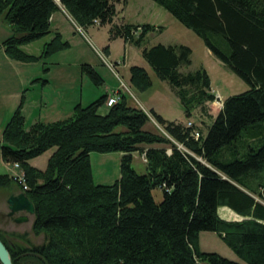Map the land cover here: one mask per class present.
Instances as JSON below:
<instances>
[{
  "label": "trees",
  "instance_id": "obj_1",
  "mask_svg": "<svg viewBox=\"0 0 264 264\" xmlns=\"http://www.w3.org/2000/svg\"><path fill=\"white\" fill-rule=\"evenodd\" d=\"M151 1L200 38L249 89L223 101L205 136L190 121L187 127L129 106L125 94L112 107L106 106L112 95H102L86 106L77 104L64 120L38 121L28 130L20 104L2 131L0 157L25 175L24 193L34 207L32 231L45 239L41 245H25L24 235H12L8 244L0 235L12 264H264V0ZM114 2L60 0L82 30L108 25L109 40L120 38L140 49L187 119L215 101L203 68L181 71L191 64L190 48H142L148 34L164 28L114 24ZM58 10L54 0H0V18L10 30L0 50L9 60L28 64L69 49L56 32L38 56L22 50L51 33ZM80 70L93 84H102L90 65ZM129 75L138 92L152 85L141 67H130ZM114 94L119 98V92ZM150 117L163 132L145 130ZM193 131L201 135L198 140ZM50 150L44 170L29 165ZM91 153H120L119 180L95 184ZM135 154L145 162L144 174L132 167ZM12 182L0 175V189ZM155 189L162 192L158 203ZM220 208L241 220L220 218ZM202 232L216 234L240 262L200 251Z\"/></svg>",
  "mask_w": 264,
  "mask_h": 264
},
{
  "label": "rangeland",
  "instance_id": "obj_2",
  "mask_svg": "<svg viewBox=\"0 0 264 264\" xmlns=\"http://www.w3.org/2000/svg\"><path fill=\"white\" fill-rule=\"evenodd\" d=\"M114 3L116 10L115 24H121L122 22L133 25L149 24L164 28L162 33L148 34L142 48H150L157 44L165 46L184 45L190 48L192 51L191 64L181 71L187 73L203 68L210 79V87L216 98L215 101L206 104L204 111L200 109L193 111L190 119H187L183 114L179 100L169 84L157 78L142 59L140 49L132 45L128 49L123 46L120 40H109V26H97L94 24L82 33L75 34L74 43L70 51L66 50L67 52L60 54V56L52 55L38 63L24 64L11 61L0 50V144L2 131L20 104L22 106L21 113L25 119V130H28L34 120L39 118L40 112L51 115L52 117H49L51 120L64 119L65 113L56 115L55 110L51 106L45 108L42 106L43 103H40L41 99L46 100V102L48 100L53 101L55 94L61 91L64 86L69 88L68 92L67 89L64 90L66 91L65 99L70 98L76 103L81 100L82 105H88L102 95H113L119 89L123 93L119 92V98L116 101H119L121 94H125L129 105L133 107L141 109L139 104L144 101V97H147L162 106L165 111L167 110V115L172 120L169 122L187 125L188 121H190L200 130L203 136L207 134V130L211 125V117H216L222 108L223 101L249 89L245 82L212 56L200 38L183 27L162 7L151 0H115ZM56 5L59 8L58 11H65L62 6ZM65 13L67 14L66 11ZM69 18L71 19L70 16ZM1 23L4 28L0 26V40L6 39L10 34L8 25L2 20ZM3 29L7 31L8 35H2ZM48 35L47 38L22 46L23 51L29 55L38 56L42 51L43 44L49 40ZM107 46H109L108 54L104 51ZM125 55L126 63L125 68H123ZM53 62H60V66L52 65ZM43 63L46 64L43 65ZM116 63L118 65H115ZM84 64L90 65L98 72L102 80L101 85L93 84L87 75L81 73L80 66ZM129 66H138L146 70L152 81V85L148 90L138 92L130 86L127 78ZM44 68L49 70L45 72ZM67 69L70 76L69 84L61 79V71ZM44 79L48 80L49 84L42 90L40 86ZM122 81L128 85L129 92L121 86V83L124 85ZM57 97L60 98V94ZM65 108L68 110L70 107L65 106ZM99 112L104 113L105 109L101 108ZM145 130L153 133L163 132L162 128L151 117L149 123L145 126ZM153 146L158 148L166 147L163 145ZM167 151L168 153L170 152L169 150ZM52 152L53 150L44 153L32 160L29 165L35 169L44 170ZM119 154H90L92 178L95 184L112 185L119 180L120 156H117ZM133 156V169L138 174H144L146 171L142 163V161L144 162L143 158L139 154ZM39 166L43 169H40ZM0 175H9L13 179L9 186L0 189V235L8 244L13 241L12 235H24V240L27 241V243H24L25 245H41L44 243L45 237L43 234L35 235L33 233V216H29V220L24 223L14 222V217L24 215L23 213L14 217L7 216L9 214L8 198L24 193L26 190L25 175L20 171L18 165L5 164L2 162L1 157ZM152 196L155 202L158 203L162 199V192L159 189H155L152 191ZM219 215L220 218L227 221L235 222L241 220L226 208H220ZM199 249L202 252L216 253L230 261L240 262L225 243L211 232H202L199 235Z\"/></svg>",
  "mask_w": 264,
  "mask_h": 264
},
{
  "label": "crops",
  "instance_id": "obj_3",
  "mask_svg": "<svg viewBox=\"0 0 264 264\" xmlns=\"http://www.w3.org/2000/svg\"><path fill=\"white\" fill-rule=\"evenodd\" d=\"M50 23H51V32H52V34H50V35H48V37H49V40L48 41H50L52 38H53V35H54V33H56V32H58V33H60V35L62 36V38H63V40L64 41H66V42H68V44H69V49H67V51H70L71 49H72V46H73V43H74V38H75V34H78V33H82L84 30H82L81 28H79L70 18H69V16L65 13V11H62V10H60V11H58V12H56L55 14H53V16H52V18H51V21H50ZM122 23H124V22H122ZM114 24H115V20H114ZM0 26L2 27V28H4L3 27V25H2V23H1V20H0ZM98 26V25H97ZM71 34H73L72 36H71ZM2 35H8V33H7V31H4V29H3V33H2ZM44 38H47V36H45ZM5 39V38H4ZM4 39H2V40H0V44H1V42L4 40ZM43 39V38H42ZM41 40V39H40ZM117 40H120V42L123 44V46L125 47V48H131V45H129V44H126V43H124L123 42V40L122 39H120V38H117V39H114L113 41H117ZM47 41V42H48ZM47 42H45L44 44H46ZM43 44V45H44ZM108 47V49L106 50V53L108 54L109 53V46H107ZM42 48H43V46H42ZM23 50V49H22ZM67 51H63V52H60V53H57V54H54L53 56H60V54H63V53H65V52H67ZM1 52H3V51H1ZM41 53V52H40ZM4 54V53H3ZM127 54V53H126ZM7 58V57H6ZM60 62H53V64L52 65H54V66H60V64H59ZM123 63V62H122ZM125 63H126V55H125V61H124V65L122 66L123 68H125ZM115 65H118L117 63L115 64ZM129 67H131V66H129ZM129 69V68H128ZM49 70V69H48ZM183 71V70H182ZM61 79L63 80V81H67V84H69V81H70V76H69V70L67 69V70H65V71H61ZM128 81H129V74H128ZM123 82V81H122ZM124 83V82H123ZM49 83H48V80H47V82L46 83H41V88H42V90L44 89V87L46 86V85H48ZM121 86L125 89V90H127L128 92H129V88H127V86L128 85H126L125 83H124V85L121 83ZM67 89V92L69 91V88H66L65 86L63 87V89L61 90V91H58L56 94H55V99L53 100V101H50V100H48V102H46V100H40V103H43L42 104V106L43 107H52L54 110H55V112H56V115H60L61 113H65V118L64 119H66V118H68L69 116H71V114H72V112H73V109H74V107L76 106V104H80L81 106H86V105H82V102H81V100L79 101V102H75L74 100H72V99H70V98H66L65 99V96H66V94H65V92L66 91H64V90H66ZM115 92H122L120 89L119 90H117V91H115ZM123 93V92H122ZM173 93V92H172ZM58 94H60V98H58L57 97V95ZM101 97V96H100ZM141 102V101H140ZM71 105V106H70ZM128 105H129V102H128ZM140 107H141V109H143L145 112H149L150 110H153L155 113H157L158 115H160L165 121H172L171 120V118L167 115V110L165 111L163 108H162V106H159V104H157L156 102H153V101H151L149 98H147V97H144V101L143 102H141L140 104ZM145 105V106H144ZM65 106H69L70 108L67 110L66 108H65ZM129 106H131V105H129ZM131 107H133V106H131ZM43 109V108H42ZM49 117H52L51 115H49V114H45V113H43V112H40V116H39V118H37V120L35 119L34 120V122L32 123V124H34L35 122H38V121H41V122H54V121H58V119L57 120H51ZM54 119H56V118H54ZM64 119H62V120H64ZM31 124V125H32ZM30 128V127H29ZM28 128V129H29ZM150 147H152V148H158V147H154V146H150ZM117 156H120V158H121V154H119V155H117ZM50 157V156H49ZM134 157V156H133ZM118 158V157H117ZM142 163L144 164V166H145V163L142 161ZM39 168L40 169H43L41 166H39Z\"/></svg>",
  "mask_w": 264,
  "mask_h": 264
},
{
  "label": "water",
  "instance_id": "obj_4",
  "mask_svg": "<svg viewBox=\"0 0 264 264\" xmlns=\"http://www.w3.org/2000/svg\"><path fill=\"white\" fill-rule=\"evenodd\" d=\"M9 214L8 216H13L18 212H25L28 214H34V208L31 202L25 197L23 193L17 196H10L7 200ZM28 218L26 216H20L14 219L15 223L27 222ZM0 262L1 264H11V260L6 248L0 242Z\"/></svg>",
  "mask_w": 264,
  "mask_h": 264
},
{
  "label": "bare ground",
  "instance_id": "obj_5",
  "mask_svg": "<svg viewBox=\"0 0 264 264\" xmlns=\"http://www.w3.org/2000/svg\"><path fill=\"white\" fill-rule=\"evenodd\" d=\"M55 3L56 4H58V5H60L61 6V3H60V0H55ZM95 25H97V24H95ZM113 99H115V102H112L111 104H109V102L112 100V98ZM116 99H118L117 97H116V95L115 94H113L112 96H110L108 99H107V102H106V106L107 107H112L113 105H115L116 103H117V101H116ZM192 126V124L189 122V123H187V127H191ZM192 136L194 137V139L195 140H198L199 138H200V134L197 132V131H193V133H192ZM24 195H25V193H23ZM25 197H26V195H25ZM27 198V197H26ZM28 199V198H27ZM30 202V201H29ZM32 204V203H31ZM8 205V204H7ZM33 205V204H32ZM34 208V207H33ZM9 210V209H8ZM10 212V211H9ZM20 213H23L24 215H20V216H26L27 218H28V220H29V216H34V214H28V213H25V212H18V213H15L13 216H8V217H14V216H16L17 214H20ZM20 216H17V217H20ZM17 217H14V218H17ZM0 242L3 244V242L0 240ZM3 246L6 248V246L3 244ZM6 250H7V252H8V254H9V251H8V249L6 248ZM9 257H10V254H9ZM10 260H11V257H10ZM0 264H1V262H0ZM11 264H12V260H11Z\"/></svg>",
  "mask_w": 264,
  "mask_h": 264
},
{
  "label": "built area",
  "instance_id": "obj_6",
  "mask_svg": "<svg viewBox=\"0 0 264 264\" xmlns=\"http://www.w3.org/2000/svg\"><path fill=\"white\" fill-rule=\"evenodd\" d=\"M112 102H115V99L112 98V100L109 102V104H111Z\"/></svg>",
  "mask_w": 264,
  "mask_h": 264
}]
</instances>
